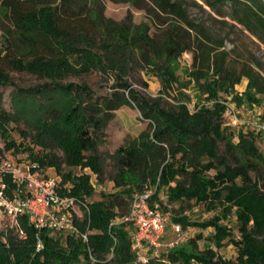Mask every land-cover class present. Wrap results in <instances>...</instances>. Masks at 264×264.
<instances>
[{"label":"trees","instance_id":"1","mask_svg":"<svg viewBox=\"0 0 264 264\" xmlns=\"http://www.w3.org/2000/svg\"><path fill=\"white\" fill-rule=\"evenodd\" d=\"M148 1L158 8L163 16L158 21L166 27L153 35L148 22L130 26L99 14L96 0H0V23L8 22L3 29L6 42L0 47V88L12 83L15 71L46 80L28 90L18 88L13 96L16 104L30 107L31 119L6 111L0 99V129L23 123L27 128L23 139L29 143L7 139L0 155L23 150L43 171L54 168L63 189L69 186L71 196L86 203L89 211L76 226L90 232L88 245L72 231L38 229L25 215L21 218L25 239L12 233L5 238L0 232V264H134L137 257L129 230L134 228L113 222L128 214L135 193L152 188L157 200L163 193L171 202L193 201L215 216L197 223L173 216L171 221L183 229L213 228L214 232L206 239L200 232L169 247L148 264H264V155L255 142L260 135L249 131L237 136L225 123L223 104L202 106L219 100L222 91L244 77L248 85L239 104L258 102L264 97V78L227 69L226 53L219 51L220 45L200 42L199 27L178 0ZM201 1L212 8L229 2L236 9L233 18L250 31L255 26L264 36L262 0ZM185 54L192 57V66L185 72L190 80L181 82L179 62ZM140 60L161 81L160 96L142 95L128 81ZM94 70L115 75L117 82L109 92L99 95L86 84L62 83ZM193 82L200 93L193 104L196 111L184 100L175 105L166 102L164 96L171 95L175 86L189 89ZM124 106L139 110L149 125L109 154L116 192H102L100 200L90 201L95 194L90 176L74 169L87 166L102 177L104 158L99 150L106 145L108 124ZM6 186L13 197L17 188L9 178ZM231 217L238 225L237 238L225 224ZM38 237L44 246L39 251ZM228 243L235 246L236 259L218 254Z\"/></svg>","mask_w":264,"mask_h":264},{"label":"rangeland","instance_id":"2","mask_svg":"<svg viewBox=\"0 0 264 264\" xmlns=\"http://www.w3.org/2000/svg\"><path fill=\"white\" fill-rule=\"evenodd\" d=\"M86 0H83L85 2ZM96 8L99 14H103L106 18L113 20L114 22H127L130 26L140 25L148 22L151 26L150 34L153 35L162 28H166L160 25V21L163 16L159 14L158 8L154 6L148 0H141L133 2L132 0H96ZM186 9L189 20H193L199 27L198 36L201 39V43H211L212 45H220V50L223 55L224 63L227 69L231 68L237 73H258L259 76L264 78V36L255 27H251V31L241 24L237 19L233 18L236 14V9L229 2L219 4L214 8L203 3L201 0H178ZM79 2V1H78ZM264 2V0H262ZM90 3V2H88ZM86 12V11H84ZM7 21L0 23V47L5 44L4 40V28H8ZM161 28V29H160ZM193 34H195L193 32ZM196 35V34H195ZM209 36L210 40H207L206 36ZM222 45V46H221ZM192 57L188 54L183 55L180 59V70L178 71L181 82H188L189 75L186 74V70L191 69ZM12 83L0 88V99L2 100V106L6 111L10 113H17L22 117L30 118V107L25 105H18L13 100V96L16 89L21 88L28 90L40 85H43L46 80H42L39 77L27 74L23 72H12ZM128 81L136 91L140 94L149 97H158L162 89L161 81L156 76L151 66L144 64L143 60H140L139 65H135L133 73L127 77ZM115 75L110 73L109 75H102L99 71H91L89 74L74 75L70 76L62 81L64 84L79 83L86 84L94 89L99 95H103L110 91V87L116 84ZM248 85V79L244 77L240 84L235 87L229 88L228 91H222L219 98L226 100L234 106L238 107L240 111V117L246 118L251 117L264 122V97L258 102H254L246 105L239 104L240 99L246 92ZM185 93V95L183 94ZM200 97L199 90L194 86V82L189 89H180V86H175V91H171V95L164 96L166 102L175 105L178 102L184 100L188 102L190 108L193 109L194 101ZM32 99V98H31ZM226 113V110H225ZM224 113V115H225ZM227 124V122L225 121ZM148 123L141 119V113L136 108L124 106L116 112L115 118L108 124L106 145L102 146L99 153L103 156V175L98 177L97 173L91 170L87 166L78 165L74 171L77 174H87L90 176V185L95 189V194L90 201L100 200L101 193L104 192L114 193L116 192L115 184L112 181V175L115 173L113 169V161L109 157V154L114 151L117 147L121 146L128 137H135L138 133L146 130ZM236 134L242 133L247 134L248 130L245 126L233 127ZM27 128L23 123H13L7 127L0 129V149H3L5 140L14 139L17 143L23 145L29 144L23 139V130ZM239 138V137H238ZM238 141V139H237ZM258 150L264 155V139L263 137L257 136L255 140ZM225 145L220 144V151L224 153ZM6 156L12 158L15 161L26 163L31 161L28 153L21 150L18 154L12 152H4L0 157ZM48 175H58L55 169H48L45 171ZM211 174L214 171L210 172ZM252 177L254 174H251ZM61 177V176H60ZM62 179V178H61ZM14 193H17L14 190ZM158 197L163 205L164 212H168L170 218L173 216H186L191 222H206L211 220L215 216V212H209L203 205L195 204L192 202H171L169 197H166L163 193H159ZM182 209H184L182 211ZM78 214H82L81 209H77ZM183 212V214H182ZM113 223H122V219L117 218ZM225 224L229 225L232 232V236L238 237V225L236 224L235 217H231ZM10 220L8 217L3 220L0 225V232L4 233L6 238L9 234L16 235L19 240L21 233L15 231V229L8 228ZM17 227V226H16ZM128 228V227H127ZM18 230H21L27 236L26 231L21 226V219L19 221ZM130 233L131 229L129 228ZM185 236L184 241L195 238L198 233L202 232L205 239L212 235L214 232L213 228L202 230L199 227H188L184 229ZM61 236L60 233H58ZM166 241H173L176 239L174 231L171 227L168 228ZM200 247H204V240L200 241ZM218 250L216 247H214ZM110 252L106 258L110 260L113 257L114 252ZM163 252V251H161ZM220 254L226 260L236 259L238 253L235 246L228 243L225 247L218 250ZM136 263V262H135ZM134 263V264H135Z\"/></svg>","mask_w":264,"mask_h":264},{"label":"built area","instance_id":"3","mask_svg":"<svg viewBox=\"0 0 264 264\" xmlns=\"http://www.w3.org/2000/svg\"><path fill=\"white\" fill-rule=\"evenodd\" d=\"M223 104L226 107L225 121L231 127L245 126L264 139V122L251 117L241 118L238 107L224 99L211 100L202 106ZM190 108V106H188ZM196 111L195 108H190ZM9 178L17 188V193L11 197L6 193V179ZM59 175H47L36 162H17L6 156L0 157V225L6 217L10 220L8 228L26 235L18 230L19 221L23 216L30 218V223L38 228H56L68 230L81 236L85 244L89 243V231L78 230L76 221L84 219L89 211L86 203L71 196L69 186L63 189ZM65 190L63 193L62 191ZM156 188L137 192L132 196L128 214L122 222L134 228L131 232L132 250L137 257L135 264H148L151 258L158 257L161 251L183 243L185 232L183 227L171 221L170 215L164 212L160 200L155 199ZM81 209L82 214H78ZM17 226V227H16ZM174 231L176 239L165 241L168 228ZM89 245V244H88ZM37 250L43 249L42 240L37 239ZM90 259L94 262L90 254Z\"/></svg>","mask_w":264,"mask_h":264},{"label":"crops","instance_id":"4","mask_svg":"<svg viewBox=\"0 0 264 264\" xmlns=\"http://www.w3.org/2000/svg\"><path fill=\"white\" fill-rule=\"evenodd\" d=\"M48 169H54V168H48Z\"/></svg>","mask_w":264,"mask_h":264}]
</instances>
